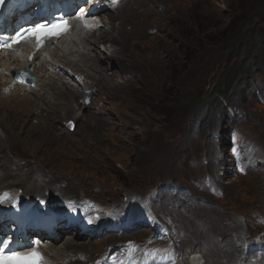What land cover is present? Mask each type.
Segmentation results:
<instances>
[{
    "label": "rangeland",
    "instance_id": "374dc122",
    "mask_svg": "<svg viewBox=\"0 0 264 264\" xmlns=\"http://www.w3.org/2000/svg\"><path fill=\"white\" fill-rule=\"evenodd\" d=\"M124 14L129 17L124 29H134L140 45L129 47L126 54L120 46H112L102 63L96 61L100 70L90 72L102 78L91 84L94 95L80 111L81 120L63 116L62 109L56 117L50 116L52 129L42 130L39 125L47 111L41 116L32 108L33 102H39L33 93L55 103L52 91L34 87L19 92L18 97L0 96V191H21L29 201L40 199L39 208L53 211L66 199L87 200L92 211L95 204L124 202L132 194L146 197L157 185L171 180L201 196L195 201L186 195L184 203H175L183 206L172 211L189 257L201 246V242L196 244L198 237L205 235L219 248H203L198 253L200 261L236 262L245 242L264 239V166L236 177L221 173L230 141L237 146L247 143L253 158L264 160V0H127L103 17L101 30L118 26ZM112 30L105 29L102 44L109 46V38L118 36ZM119 64L125 68L117 71ZM238 64L250 70L239 67L241 73L220 103H204L214 96V85ZM52 75L57 88L75 95L70 96L71 104L77 108L84 97L67 90ZM103 79L116 86L119 97L111 95L110 89H99ZM75 83L89 91L80 79ZM217 160L222 162L216 164ZM208 174L219 177L222 197L203 194L193 186L192 180ZM169 201L174 204L172 199H163L157 206L167 212ZM60 234L56 252L51 248L53 258L59 253L63 263L69 264L81 263L72 261L76 252L66 250L64 242H90L93 248L89 246L83 254L92 260L110 238L89 240L75 232ZM188 241L195 245L189 247ZM225 244L237 251H222ZM199 256L195 255V261Z\"/></svg>",
    "mask_w": 264,
    "mask_h": 264
},
{
    "label": "bare ground",
    "instance_id": "6f19581e",
    "mask_svg": "<svg viewBox=\"0 0 264 264\" xmlns=\"http://www.w3.org/2000/svg\"><path fill=\"white\" fill-rule=\"evenodd\" d=\"M135 4H137V2H135ZM130 13L135 14L134 12H130ZM126 15L127 14H124V16L121 15L122 16V19H123V22H121L118 26L117 25H115V27L114 26H108L110 28V31H111V29H113L118 34V36L109 38V40L111 42L109 46L107 44H102V40H101V39L104 40V37H106V35H105V32H106L105 29H107L108 28L107 27L104 30H101L100 29L99 32H98V34L99 33L100 34L98 36H96V34H95L94 35L95 37L93 39H92V36L93 35L92 36L91 35H88L86 37H82L81 38V37H79L78 35L75 34L65 44H63L62 42H60L56 47L50 48V49L46 50L47 56H50L51 57V61L50 62L45 61L43 58H39V59L37 58L32 63H29V62H27L25 60V56L22 57V56L8 55V56H5V57L4 56L3 57H0V67H1V70L2 71L10 72L11 70L20 68V67H22L24 65H27L29 67V71L31 73H33V75L35 76V87L36 88H39V90L52 91L53 92L54 99H55V103L53 101H52L53 103L50 102L48 99H46V97H41V95L39 93H33L36 96V99L39 102L38 103H37V101L36 102H33V104H32L33 107L32 108H34L36 111L40 112L41 116H43V113L45 111H47L46 118L43 119L41 121L40 125H39V128L40 129L46 130V131H50L52 129V126H51V123L52 122H51L50 116L53 115L54 117H56V115L58 113H60L62 109H63V112L62 113L64 114L63 116L67 115V116L73 117L74 118V119L72 118L73 120H81L82 119V116H84V115L82 113L79 114L80 111L81 110H85L87 108V106H89L88 104L84 103L83 105L77 104V108H75L71 104V102L73 101V99H71V97L72 98H75L74 97L75 95H73V94L71 95L70 93H68L66 91H62L63 89L60 90L59 88H57L56 87V83L53 82V80H54L53 78H55V77L52 74H49L48 73V70L49 69H52V68L53 69H57L58 68V73H54V74H55V76L56 75L58 76L57 78L61 82L62 86H65V88H66V85H68L69 80L67 79V75H68L67 74V71L64 68L72 69V71L74 73L72 75H81V76H83V79H80V81L83 83V86H85L86 89H88L89 91H91V88L94 85V84L93 85H91V84L93 82H97V81L101 80L102 77H100V74L97 75L96 73H92L90 71L97 72V71L100 70V69L97 70V68H100V67H99V65L96 64L97 63L96 61L101 62V61L105 60L106 59V56L104 54L107 52L108 49H110L112 46H120V49H121V51L123 53L126 51V49H129V47H134V48L137 49V47L140 45V40H139L140 36L137 33H136V35L134 34V32H136L134 29L131 30V31H126L124 29L125 27H124L123 24L126 21V19H129V17H127ZM28 24H30V23H28ZM89 37H91V39ZM99 42L101 43V45L103 47L102 46L101 47H98L97 43H99ZM89 50H90V52H92V54L89 53ZM113 50H115V49H113ZM80 51L81 52H84V53H80ZM113 52H111V53H113ZM124 54H126V53H124ZM76 55H78L77 58L74 57ZM91 55H94V59L91 57ZM72 57H74V59H72ZM109 57H111V56H109ZM146 58H147V56H146ZM79 62H81V64H79ZM107 65H109V64H107ZM122 66H123L122 64H119V67H118L117 71L122 70L123 69ZM104 77L107 78V76H105V75H104ZM46 79H49V80H46ZM86 79H90L91 81L90 82H87V81H85ZM150 79H153V78H150ZM8 80H10V77L9 76H5L4 78L1 79V81H0V96L2 98H9L11 96L18 97L19 92H23L24 91V86H14L13 88L10 89V91L8 93H5V92H3L1 90V87L3 85H5ZM9 83H10V81H9ZM161 84H162V82H161ZM147 87L151 88L152 91H154V92L156 91V88L155 87H151L150 85H148ZM71 88H76L78 90V94L77 95L78 96L80 95V98L82 96L84 97V93H82V91L84 92V89L83 88L80 89L79 86H77V85H74ZM30 89H31V91L33 90L32 87H30ZM99 89L100 90L101 89H110L111 90V92H110L111 95L119 97L118 96V93L116 92V86L114 87V85H108L107 84V81L105 82V80L103 82H101V85H100V88ZM97 91H98V89L96 90V92ZM147 94H149V93L147 92ZM39 103L41 105H39ZM16 107H17V105L15 106V108ZM25 108H27V107H25ZM29 108H31V107H29ZM8 109H10V108H8ZM22 109H24V108L22 107ZM8 113H9V111H8ZM85 121L88 123L89 122V119L88 118H85ZM93 123H94V125H97L98 120L97 119L96 120L94 119V122ZM5 139H6V136H5ZM1 140L3 141V139L0 137V141ZM19 144H21V143H19ZM38 144H39V142H38ZM41 149H42V146H41ZM87 150H89V148H87ZM7 176H9V175H7ZM7 176H4V177H7ZM16 191L17 190H15V192ZM27 200H28V202H31V200L30 201H29V199H27ZM47 213L48 212L46 210H43L41 212H39V211L36 210V216L35 217H30V219L32 218V219H34V221H37V222H39L42 225H46L48 223V220H49V215H47ZM200 219H198V220L200 221ZM204 220H201V222H203ZM57 234L58 235H61L59 230H57ZM57 234H56V236H57ZM199 234H197V235L199 236ZM35 237H38V236H35ZM115 239H117V237H110V238H108L106 240V242L104 240L103 243H104L105 246H107L110 243L116 242L117 240H115ZM199 242H201V246L199 248L198 247H195V250H193V255L194 256L192 255V257H195V255L199 256L201 254V252L203 251V248L206 249L209 246H211L213 250H214L215 247L216 248H219V245L218 244H215L213 242L211 243L205 235L202 236L201 238L198 237V240H197L196 244H199ZM186 244L190 245L189 247H193L195 245V243L191 244V242L189 243V241ZM57 245H58L57 244V240L55 242H53V243L50 244L49 250H50L51 253H52L51 248H53L54 253L56 252V250H57L56 249V246ZM63 245H64V248L66 250L70 251V253L71 252L72 253L76 252V254L77 253H82L83 254L84 253L83 251H85L87 249L88 250L90 249L89 246L93 248V244H91L90 242H88L87 245H86L85 241L84 242H82V241L81 242H78V241L77 242L76 241L75 242H72V239H69L68 241L64 242ZM225 246L226 247L224 249H223V247L220 248L224 252L225 251H228L229 249H232L233 252L237 251L236 249H234V247L232 248L231 246L226 245V244H225ZM198 253H199V255H198ZM48 256H49V258L51 260H56L58 262H62L63 261L62 255L59 254V253L57 255H54V258L55 259L53 258V254H50ZM259 257L262 259L263 258V254L261 253L259 255ZM195 258H197V257H195ZM200 258H201V256L198 257L199 261H200ZM212 258L213 257L211 256L208 259H212ZM199 261H195V259H193L192 260V263L193 264H198Z\"/></svg>",
    "mask_w": 264,
    "mask_h": 264
},
{
    "label": "snow or ice",
    "instance_id": "6c2138e0",
    "mask_svg": "<svg viewBox=\"0 0 264 264\" xmlns=\"http://www.w3.org/2000/svg\"><path fill=\"white\" fill-rule=\"evenodd\" d=\"M4 0H0V4H3ZM78 16L81 20H84L85 14L84 10L81 9ZM86 27H94L95 25L88 24L85 21ZM71 28L68 21L64 19L63 16L55 18L53 21L47 23L35 24L33 27L27 29H21L16 32L15 38L12 39V43L3 44L4 47L11 48L12 44L19 43L21 39H26L33 37L36 40L37 49L43 46L44 42L53 37L59 38L61 35L67 33ZM31 59V57H29ZM11 241H0L3 244L0 247V264H44L43 256L39 251L33 249L30 252H16L10 251L6 252L5 249L8 248ZM39 244V241L36 242Z\"/></svg>",
    "mask_w": 264,
    "mask_h": 264
},
{
    "label": "trees",
    "instance_id": "16d2710c",
    "mask_svg": "<svg viewBox=\"0 0 264 264\" xmlns=\"http://www.w3.org/2000/svg\"><path fill=\"white\" fill-rule=\"evenodd\" d=\"M244 66V64H238L237 67L232 66L233 69L230 70V72H228V74L225 75L220 82H217L214 85V96L210 99L208 98V100H205L204 103H206L208 106H213L220 103L221 99L225 98L228 91L231 90L234 82L236 81V77L241 73L240 69L244 68L248 71L250 70L249 66H247L246 68Z\"/></svg>",
    "mask_w": 264,
    "mask_h": 264
},
{
    "label": "water",
    "instance_id": "95a60500",
    "mask_svg": "<svg viewBox=\"0 0 264 264\" xmlns=\"http://www.w3.org/2000/svg\"><path fill=\"white\" fill-rule=\"evenodd\" d=\"M12 74L15 79L21 80L25 84L34 87V76L28 73L26 68L20 71H13Z\"/></svg>",
    "mask_w": 264,
    "mask_h": 264
}]
</instances>
